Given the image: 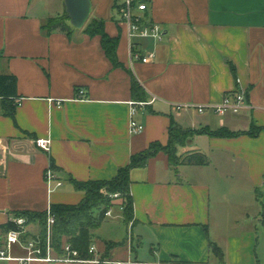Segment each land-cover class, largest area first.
I'll return each instance as SVG.
<instances>
[{
    "label": "crops",
    "instance_id": "0c3cea01",
    "mask_svg": "<svg viewBox=\"0 0 264 264\" xmlns=\"http://www.w3.org/2000/svg\"><path fill=\"white\" fill-rule=\"evenodd\" d=\"M89 17L102 18L117 36L113 66L99 35L80 28L44 32L48 17L65 9L50 0H0V73L16 76L15 119L0 110V223L21 210H46L51 203H78L74 180L112 178L133 153L151 142L165 144L171 119L179 126L225 127L257 134H193L179 154L199 151L207 163L172 165L160 150L144 166L130 169L133 222L118 246H146L149 263L264 264V0H146L144 15L158 22L160 41L141 39L147 62L133 60L125 25L118 22L122 0H90ZM56 7V8H54ZM151 100L133 115L144 125L129 131L131 78ZM246 90L247 106L219 115L196 106ZM78 89L84 98L75 99ZM60 100V102H58ZM142 100V101H145ZM49 136V151L34 138ZM53 163L61 185L53 189L45 170ZM52 187V186H51ZM37 222L26 234L38 235ZM5 233H0V247ZM215 242L222 255L214 254ZM97 246L110 259L112 249ZM12 252L22 253L18 246ZM0 264H15L0 260ZM31 264H89L34 261Z\"/></svg>",
    "mask_w": 264,
    "mask_h": 264
},
{
    "label": "trees",
    "instance_id": "16d2710c",
    "mask_svg": "<svg viewBox=\"0 0 264 264\" xmlns=\"http://www.w3.org/2000/svg\"><path fill=\"white\" fill-rule=\"evenodd\" d=\"M50 16L41 25L46 33L61 31L70 33L75 28L69 23V19L64 9V14ZM68 21V22H67ZM82 30L89 35H99L104 52L113 66H122L118 61L116 47L118 43L117 36H110L105 30L104 19L88 18L82 26ZM131 92L138 101L146 99L144 91L135 77L131 78ZM19 96L16 91V76L12 73H0V110L3 115L15 119V110L18 105ZM168 127V140L165 144L158 141L151 142L149 146L141 152L131 154L129 162L118 167L115 175L106 180L88 179L74 180V187L83 192V197L78 203H51L50 210L54 214L55 220L52 225V243L55 249L60 253L61 245L64 241L71 243L72 247L79 251L82 257H89L91 254L88 249L94 243L96 237L93 236V230L97 228L106 217V211L115 204L122 206V217L126 224L133 222L132 196L130 194V169L132 167L144 166L147 159L157 151H164L170 164L179 163L201 165L207 163V157L199 151H192L186 154H179L178 147L185 145L187 140L195 133H208L220 136H232L240 133H249L255 135L261 127L254 126L247 131H233L225 127H219L211 130L208 128L190 129L179 126L173 119ZM50 166L54 169L53 163ZM118 193L113 197V193ZM13 216H24L27 224L37 222L40 227L39 237L44 241L46 235V210H21L14 213ZM16 228L13 219L0 223V233H6L7 230ZM24 238L30 237L25 234ZM123 241L106 240V251L121 245ZM210 250L221 256V248L213 241L209 242ZM103 259H110L104 254H100ZM136 259V258H135ZM138 260V259H137Z\"/></svg>",
    "mask_w": 264,
    "mask_h": 264
},
{
    "label": "built area",
    "instance_id": "2783aa9c",
    "mask_svg": "<svg viewBox=\"0 0 264 264\" xmlns=\"http://www.w3.org/2000/svg\"><path fill=\"white\" fill-rule=\"evenodd\" d=\"M146 0H122L118 4V22L125 25V33L129 41V48L131 58L133 60L139 59L142 62H147L153 56L150 52L146 55H142L138 49L139 41L141 39L151 38L156 41H160L164 35L163 29L158 22L150 21L145 15L144 11L147 9ZM83 89H78L75 99L84 98ZM220 101L215 103H209L205 105L196 106L198 112L211 109L214 113L224 115L227 112L237 113L242 108L247 106L246 103V90L240 87L235 88L233 91L224 93ZM154 98V97H153ZM153 98L151 100H153ZM151 100L145 101H133L129 100L130 105V119H129V131L132 133L141 132L144 129V125L133 117L136 112L137 105H144ZM60 102V100H58ZM34 142L37 147L43 151H49L51 146V138L49 136L36 137ZM45 180L50 188L60 186L61 180H59L53 168L49 165L44 173ZM52 186V187H51ZM113 197H117L119 194L113 193ZM109 208L106 211V216L111 213ZM46 235L44 241L40 240L38 235H32L28 238L23 236L26 234L27 221L24 216H14L12 219L16 228H12L6 231L0 247V260L13 261L15 264H31L34 261L45 262H80L89 264H152L137 259H103L98 253V249L95 243L89 246V253L91 256L82 257L79 255V251L72 247L71 243L64 241L61 245V252L59 253L52 243V225L55 220L54 214L50 210V206L46 209ZM18 246L22 253L16 255L12 252L14 246ZM153 264H175L174 262H156ZM187 264H203L202 262H192Z\"/></svg>",
    "mask_w": 264,
    "mask_h": 264
},
{
    "label": "rangeland",
    "instance_id": "374dc122",
    "mask_svg": "<svg viewBox=\"0 0 264 264\" xmlns=\"http://www.w3.org/2000/svg\"><path fill=\"white\" fill-rule=\"evenodd\" d=\"M47 1V0H44ZM53 6L62 5L63 0H50ZM56 8V7H54ZM64 14L63 11L59 12L58 16ZM54 14L53 16H55ZM68 22V21H67ZM120 209L115 208L113 210V216H106L102 223L93 230V236L96 237L94 242H96L99 247L105 245L106 240H119L122 239L124 235L129 233L127 225L123 222V220L119 217ZM112 257L114 258H126L130 257L135 259L137 257L140 260H150L149 253L146 246H137L136 242L133 243V247L126 246H117L112 249Z\"/></svg>",
    "mask_w": 264,
    "mask_h": 264
},
{
    "label": "water",
    "instance_id": "95a60500",
    "mask_svg": "<svg viewBox=\"0 0 264 264\" xmlns=\"http://www.w3.org/2000/svg\"><path fill=\"white\" fill-rule=\"evenodd\" d=\"M66 15L69 23L75 27H82L87 21L91 11L90 0H64Z\"/></svg>",
    "mask_w": 264,
    "mask_h": 264
}]
</instances>
